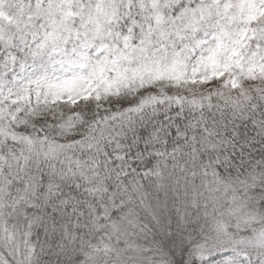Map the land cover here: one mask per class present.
<instances>
[{
	"label": "snow or ice",
	"instance_id": "1",
	"mask_svg": "<svg viewBox=\"0 0 264 264\" xmlns=\"http://www.w3.org/2000/svg\"><path fill=\"white\" fill-rule=\"evenodd\" d=\"M0 264H264V0H0Z\"/></svg>",
	"mask_w": 264,
	"mask_h": 264
}]
</instances>
